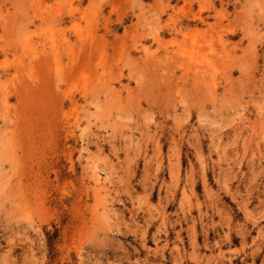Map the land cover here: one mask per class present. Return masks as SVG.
I'll return each instance as SVG.
<instances>
[{
  "label": "rangeland",
  "instance_id": "obj_1",
  "mask_svg": "<svg viewBox=\"0 0 264 264\" xmlns=\"http://www.w3.org/2000/svg\"><path fill=\"white\" fill-rule=\"evenodd\" d=\"M0 264H264V0H0Z\"/></svg>",
  "mask_w": 264,
  "mask_h": 264
},
{
  "label": "trees",
  "instance_id": "obj_2",
  "mask_svg": "<svg viewBox=\"0 0 264 264\" xmlns=\"http://www.w3.org/2000/svg\"><path fill=\"white\" fill-rule=\"evenodd\" d=\"M55 235H56V234H55ZM46 236H47L48 244L51 245L52 240H53V238H54V234H51L50 232H46Z\"/></svg>",
  "mask_w": 264,
  "mask_h": 264
}]
</instances>
